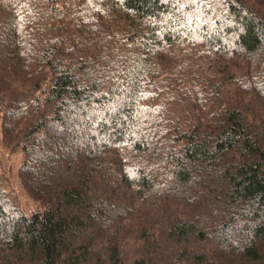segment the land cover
Here are the masks:
<instances>
[{
    "label": "trees",
    "instance_id": "obj_1",
    "mask_svg": "<svg viewBox=\"0 0 264 264\" xmlns=\"http://www.w3.org/2000/svg\"><path fill=\"white\" fill-rule=\"evenodd\" d=\"M0 112L43 207L0 188V264H264V14L242 0H0Z\"/></svg>",
    "mask_w": 264,
    "mask_h": 264
},
{
    "label": "rangeland",
    "instance_id": "obj_2",
    "mask_svg": "<svg viewBox=\"0 0 264 264\" xmlns=\"http://www.w3.org/2000/svg\"><path fill=\"white\" fill-rule=\"evenodd\" d=\"M223 1L227 0H200L202 4L206 5L207 9H217ZM246 5L251 6L254 10H259L264 14V0H242ZM261 7H259V6ZM203 68L194 72V76L197 74L205 75L209 79V83L218 86L226 78H222L223 73H217V70L213 72L212 68L208 66L207 62H203ZM205 94V95H204ZM195 95L192 100L185 99L183 97L182 103H186L187 109L178 105L179 97H176L175 101L170 99L164 104V114L167 116L175 117L177 121H184L191 115V108L199 109V111L209 112L211 110L207 105L208 95L207 93ZM40 100L42 98L39 93L35 94ZM210 97H213L212 95ZM220 98V95H219ZM198 111V113H199ZM166 116V117H167ZM2 113L0 112V188L8 196L9 201L13 203L25 216H30L34 212H42L43 207L40 203L35 202L28 193L24 190L18 175L19 167L23 161V156L19 148L8 146L2 140L1 132ZM142 245V241L139 246Z\"/></svg>",
    "mask_w": 264,
    "mask_h": 264
}]
</instances>
